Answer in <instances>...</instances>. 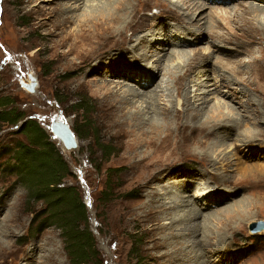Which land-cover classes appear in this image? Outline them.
Returning <instances> with one entry per match:
<instances>
[{
  "label": "rangeland",
  "instance_id": "rangeland-1",
  "mask_svg": "<svg viewBox=\"0 0 264 264\" xmlns=\"http://www.w3.org/2000/svg\"><path fill=\"white\" fill-rule=\"evenodd\" d=\"M58 1L0 0V112L5 113L11 110L22 115L19 121L15 123L7 119H0V242L6 244L0 254V264H74L60 224L54 221H44L48 216V212H46L48 201L46 202L45 198L40 196L41 192H36L39 185L37 183L31 184L30 177L25 170L20 169L19 171V168H14V165L21 167L22 163L19 162L18 158H20L21 152H25L24 146H32L33 149L42 151L47 141L51 142L54 145L53 147L56 148L57 152L53 150V158H57L58 153L67 164V169H65L64 173L62 171V175H60L59 179H56L57 182H55L54 186L72 188L73 191L79 194L85 204L87 221L82 220L76 225L82 231H86L89 228L96 240L94 255L88 257V260L84 262L85 264H195L197 262L196 251L198 247L204 245L203 232L208 228L214 231L215 237L205 247L206 251L204 253L206 259H208V264H264V228L258 232L251 230L253 223L264 222V175L252 172L251 174H246L247 177L240 178L242 173L236 170L233 171L231 167L229 170H225L219 164L213 165L211 167L212 171H210L211 165L203 161V157L206 156L201 151L204 148H199V146L193 144L190 151L184 154H162L160 157L164 156V160L170 165H176L177 167L175 166L168 176H162L158 181L152 182L151 186L144 187L143 183L135 179L130 173V162L123 158L124 155L129 153L128 148L122 146L116 137L105 133L102 119L99 116L100 99L97 97L99 93H96L95 82L93 81L98 83L99 80L110 79V76L93 73L87 76L84 75L83 78L86 82L82 86H78L77 77H82L83 71H78L73 67L59 66L56 56L44 49L45 45L49 44L45 32L46 27L39 28L37 24L39 20H44L41 12L47 14L58 10ZM179 1L169 0V3H166V0H163L166 3L165 6L170 8H173V4ZM206 1H208V6L205 7L203 12L207 15L211 12L216 15L217 12H220L218 14L220 16L224 14L222 17L226 21L222 22L223 24L218 31L221 32L220 36L223 40L227 41L225 38L231 39L230 42H222L221 45H218L219 51L216 52L215 56H213L215 58H212L211 61L213 64L211 63L210 73H208L210 75L209 81L211 83L214 80L213 87L222 92H227L226 94L224 93L227 96L225 100L236 99L235 103L233 102L232 104L235 105L237 113H241L244 123L248 122L254 126L251 127L252 135L256 139L254 138V141L251 140L248 147L246 143L244 146L239 145L240 148H238L241 153L242 164L264 165V63H261L256 74L252 75L248 72L249 67L245 65V62L243 65L240 63L243 71L240 67L233 72L231 70L233 68L230 69L232 63H220L215 60L217 57L223 59L234 58L233 54L229 55L236 49L232 41L237 43L244 42L248 38V32L243 30L245 26L242 22L241 9L239 7L244 10L245 5L261 2V4L263 3V8H261L264 9V0ZM230 5L232 6L231 9ZM234 9H240L238 10L239 14H235L234 19L229 20L224 12ZM159 11L158 7L152 6L147 13L149 16H153L158 14ZM158 21L159 23L154 26L156 31L161 25L160 19ZM164 21L171 25L179 26L174 20L164 18ZM233 25H237V27H233ZM188 36L191 35L188 34ZM180 40L179 38H173L172 42L178 44L181 42ZM208 41L209 37L206 33V35H202L201 40H198V42L193 39L192 44L187 46V48L186 46H175L178 49L185 48L190 51L198 48L201 51L202 48H206ZM168 45L162 43L160 48L161 46L162 48L165 46L169 47ZM162 48H156L159 54L166 52ZM261 48L263 51H261ZM243 49L244 53L235 57V60L242 59V61H246L249 58L251 59V56L259 58V55H261L264 62V42L261 45H244ZM251 49L257 50L250 53ZM158 57L161 59L163 56L159 55ZM235 60H231V62ZM177 61V59L174 61V65H176ZM129 63L131 62L127 64ZM148 64H150V61ZM202 66L204 67V64H198L194 68L195 72L197 71L196 74L200 75L199 79L203 78L204 71L207 69ZM221 73L226 74V76H232L234 80L238 79L240 82L232 84L231 87L226 84L227 81L223 77H219ZM30 75L35 77L34 82L37 84L34 92L27 90L22 85V81L30 82ZM134 78L136 81L140 80V76ZM121 80L129 84L135 83V81ZM158 80L159 77L156 78L155 82ZM236 86L246 89L247 92L244 98L253 96V104H256H248L249 106H245L243 103L240 104L241 102L239 103V101L241 100L240 95L237 93L238 90L234 91L235 89H232ZM221 91L210 96L211 99L207 103L208 108L215 104L216 100H224L225 97L223 98ZM233 91L237 94L236 96L232 94L230 96ZM162 102V105L164 103L167 104L165 99ZM83 106L86 107L87 112L80 109ZM218 113L226 114L227 109H224L223 112L218 111L210 114L218 118ZM29 118L40 124L42 131L45 133L43 134L45 137L44 143L39 144L42 141H40V137L37 138L39 141H33L21 132L22 123ZM58 118L66 119L76 135L77 147L70 149L71 151L67 153L62 150L61 142L57 141L51 133V123ZM244 125H239L240 129L237 131L239 134L245 129ZM82 126L85 129L82 130ZM220 132L223 134V130ZM237 132L232 135V132L225 131V134L228 133L230 136L227 139L229 141H227V146L228 144L230 145L233 138H236V140L240 138ZM241 138L246 140L249 137L244 135ZM33 142L37 145H32L34 144ZM100 143L108 145L107 151H113V154L110 156H107L106 153L103 154L101 147L97 145ZM250 149L253 150V155L248 157L250 151L246 152V150ZM225 151L230 152L228 148L222 147L219 151H216L214 157L216 158L221 153L225 154ZM24 156L29 159L26 153ZM36 166L39 167L40 165L37 164ZM203 167H207L209 171L207 174L204 172L202 179H198L195 174ZM210 172H213L214 175ZM192 175H195L192 179L196 180H193L194 182L189 186V193L191 195L194 193V196L192 195L189 198L195 201L197 206L199 205L198 208L201 207V212L203 213V216L192 221H200L201 229L198 230L199 232L190 231L187 234L191 242L187 245V252L184 251L183 255L185 261L188 258L187 261L169 262V257L176 253V247L172 246L170 242H175L178 237H174L176 239L167 238V231L162 228L154 231L148 230L144 216L140 213H143L145 202L153 196L152 190L157 188L156 196L158 201L167 203L170 200L168 196L174 193L180 195L183 193V182L181 183V180L179 181L178 179L182 177L190 179ZM223 176L225 179L232 180L233 183L221 185L219 181L214 180V178L219 179ZM207 181L214 190L222 192L237 188V195L231 198L224 197L212 206L206 205L205 208L211 207L210 209H203L204 204L209 201L196 197L195 190L196 188H201L202 185H206L204 183L208 184ZM106 185H109V188L104 196V191L107 189ZM242 197H248L247 201L249 203L256 202L258 204L256 209L255 207L251 208L250 213L255 216L250 218L249 222L245 221L238 225L237 219L212 218L213 222L209 223L206 221L205 218L224 213V207L222 206H230L237 198ZM186 199L188 198L186 197ZM123 208L133 218L124 221V216L122 215L121 218L120 215L122 211L125 213ZM184 208H187V206ZM39 213H42L41 216ZM164 217H166L165 214H162L161 218L163 219ZM179 220L177 222L190 223L188 217L179 218ZM168 221L167 218L164 221L161 220L162 224ZM191 235L193 236L191 237ZM153 238L163 241L160 248L153 249L151 247L154 242ZM194 239L196 240L194 241ZM216 240L219 244H217ZM199 241H202V243H199ZM25 251L28 253V258L27 260H22ZM159 252L164 253V258L156 257ZM207 263L206 261L204 262V264ZM197 264H200V262H197Z\"/></svg>",
  "mask_w": 264,
  "mask_h": 264
},
{
  "label": "bare ground",
  "instance_id": "bare-ground-1",
  "mask_svg": "<svg viewBox=\"0 0 264 264\" xmlns=\"http://www.w3.org/2000/svg\"><path fill=\"white\" fill-rule=\"evenodd\" d=\"M167 2L169 3V0H166ZM207 2L206 0H180L173 4V8H170L165 6L166 3L163 0H59L57 11L47 14L41 12L44 20H39L37 27H46L45 32L49 42L44 49L56 56L59 66L73 67L78 71H83L82 77H77L78 86H82L86 82L83 78L84 75L93 73L110 76V79H102L98 83L93 81L95 82V91L99 93L97 96L100 99L99 116L102 119L105 133L116 137L122 146L128 148L129 153L125 151L128 154L124 155L123 158L130 162V173L135 179L143 183L144 187L151 186L152 182L158 181L162 176H168L175 168L176 165H170L163 159L164 156L160 157L162 154H184L190 151L193 144L199 148H204L201 151L206 156L203 157V161L211 165L210 171H212L213 165L219 164L225 170H229L231 167L233 171L242 173L240 178H245L247 177L246 174L252 172L264 175V165L242 164L241 153L238 150L240 146H244L246 143L248 147L250 141L256 139L252 135L251 127L254 126L248 122H243V116L240 115L241 113H237L235 105L232 104L235 103L236 99L225 100L227 97L224 95L225 92L213 87L214 80L211 83L209 81L210 75L208 73H210L212 58L219 51L218 45H221L222 42H230L231 39L225 38L227 41L223 40L220 36L221 32L218 31L223 24L222 22L226 21L222 17L224 14L220 16L218 15L220 12H217V15L211 12L207 15L203 12L208 6ZM152 6L158 7L160 11L156 15L153 13V16H149L147 11ZM231 7L230 5V9ZM244 7V10L239 7L241 9L239 12L245 26L243 30L248 32V38L244 42L232 41L236 49L229 54L230 56L233 54L237 57L243 54L244 45H261L264 42L263 3L249 4ZM238 10H224L225 16L227 15L226 18L234 19L235 14H239ZM46 18L47 20H45ZM164 18L176 21L179 26L165 22ZM158 19H160L161 25L156 31L154 26L159 23ZM203 19L205 20L203 21ZM233 27H237V25H233ZM206 33L209 37L208 45L206 44V48L201 46V51L198 48H192L193 50L189 51L181 47L178 49L175 46L180 45L187 48L192 44L193 39L198 42ZM172 37L181 39V42L173 43ZM162 43L169 44V47L162 48L161 46L162 50H166V52L159 54L156 48L161 49ZM254 50L257 49H251L250 53H253ZM261 51H263L262 48ZM158 54L163 57L160 59ZM234 58L217 57L215 60L220 63H232L230 69L233 68L231 69L233 72L245 62V65L249 67L248 72L252 75H255L258 66L264 63L261 55L259 58L251 56V59L246 61L235 60ZM176 59L178 61L174 65ZM231 60L235 61L231 62ZM149 61L150 64H148ZM128 62L131 63L127 64ZM246 62L248 63L246 64ZM198 64H204L202 67L207 68L201 79H199L200 75L196 74L197 71L194 70ZM131 75L140 76V80H134L135 78ZM157 77L159 80L155 82ZM219 77H223L227 81L226 84L231 87L232 84L240 82V80H234V77L226 76L224 73H221ZM121 79L128 82L135 81V83H125ZM232 89L239 91L237 93L240 95V104L243 103L245 106L253 104V96L244 98L246 89L237 86ZM219 91L223 94V98L225 97L224 100H216L215 104L208 108L207 103L211 99L210 96ZM234 91L230 93V96L231 94L237 95ZM163 99L167 101V104L162 105ZM224 109H227V113H218V118L210 114L218 111L223 112ZM244 110L246 112L245 108ZM242 124H245V129L239 134L237 131L240 129L239 125ZM221 130H223V134L220 132ZM225 131L232 132V135L237 132L240 138L237 140L233 138L230 145L227 146L229 142L227 139L230 136L228 133L225 134ZM244 135L249 138L242 139L241 136ZM222 147L228 148L230 152L225 151V154L221 153L215 158L214 154ZM61 148L66 153L71 151L66 149L64 145ZM249 151L251 155L249 154L248 157L253 155V150H246V152ZM208 171L207 167H203L195 175L198 176V179H202L204 172L207 174ZM210 173L213 174V172ZM195 175H192L190 179L187 177L179 178L178 180L183 182V193L181 195L174 193L168 196L171 201L168 199L167 203L158 201L157 188L152 190L153 196L145 202L143 213H140L144 216L148 230L154 231L162 228L167 231V238L176 239L174 237H178L175 242H170L172 246L176 247V253L173 256L170 255L169 262L185 261L184 251H186L187 245L191 243L187 234L190 231L199 232L198 230L201 229L200 221H192L203 216L201 207L198 208L199 205L197 206L196 202L189 198L194 196V193L192 195L189 193V186L194 182L193 180H196L192 179ZM214 180L219 181L221 185L233 183L232 180L225 179L224 176L219 179L214 178ZM204 184L206 185L196 188L195 196L209 201L204 204L203 208L207 210L211 207L205 208L206 205L212 206L224 197L231 198L238 192L237 188L222 192L214 190L209 182ZM225 193H227L226 196ZM248 199V197L237 198L230 206H222L225 212L221 215L218 213L217 216L212 215V217L205 219L209 223L214 221L212 218L237 219L238 225L245 221L249 222L250 218L255 216L250 213L251 208L255 207L256 209L258 204L256 202L249 203ZM186 206L187 208H184ZM181 209H183L182 212H180ZM125 213L122 211L120 214L121 218L122 215L124 216V221L133 218L126 209ZM162 214L166 216L163 219L161 218ZM186 217L189 218L190 223L177 222L179 218ZM166 218L169 221L162 224L161 220L164 221ZM200 235L202 234L200 233ZM200 237L202 238V236ZM213 238H215L214 231L211 228L203 232L204 245L198 247L196 251L197 262L200 264H204L205 261L207 263L208 259L204 253L205 247L212 242ZM152 240H154L151 245L153 249L162 246L163 241L154 238ZM5 247L6 244L0 242V254ZM163 255L164 253L159 252L156 257L161 259ZM27 258L28 253L25 251L22 260H27Z\"/></svg>",
  "mask_w": 264,
  "mask_h": 264
},
{
  "label": "trees",
  "instance_id": "trees-1",
  "mask_svg": "<svg viewBox=\"0 0 264 264\" xmlns=\"http://www.w3.org/2000/svg\"><path fill=\"white\" fill-rule=\"evenodd\" d=\"M83 109L87 112L86 107ZM22 115L18 112H12L11 110L5 113L0 112L1 120H9L13 123L18 122ZM87 121V120H86ZM85 127L82 126V130ZM24 135L32 139L33 141H39L37 138L40 137V143H44V131H42L39 123L34 121L32 118L25 120L20 128ZM43 132V133H42ZM36 135V136H35ZM36 137V138H35ZM34 143V142H33ZM42 151L33 149L32 146H24L25 152H21L19 162H21V167L14 165V168L23 169L26 174L30 177L31 184L37 183L39 187L36 192H41L40 196L45 198L48 203L47 211L48 216L44 221H54L60 224V228L63 230L68 247L69 253L72 257L74 264H85L84 262L88 260V257L94 255V248L96 247V240L93 232L87 228L86 231L80 230L76 224L80 223L82 220L87 221V212L85 204L82 202L79 194L73 191L72 188H59L55 187L56 179H59L60 175L67 169V164L63 161L60 154L57 153V158H53V150L56 151L51 142H46ZM36 146L37 144H32ZM102 149L103 154L110 156L113 151H107L108 145L97 144ZM57 152V151H56ZM108 152V153H107ZM26 153L27 159L24 154ZM23 155V156H22ZM40 165L37 167L36 165ZM18 172V171H17ZM106 190L104 191V196L109 188L106 185ZM47 199V200H46ZM45 212V213H46ZM42 213H39L41 216Z\"/></svg>",
  "mask_w": 264,
  "mask_h": 264
},
{
  "label": "water",
  "instance_id": "water-1",
  "mask_svg": "<svg viewBox=\"0 0 264 264\" xmlns=\"http://www.w3.org/2000/svg\"><path fill=\"white\" fill-rule=\"evenodd\" d=\"M30 82H24L22 81V85L29 91L34 92L36 88V82L35 77L32 75L29 76ZM33 81V82H31ZM51 133L53 134L54 138H56L58 141L62 143V145L65 146L66 149H75L77 147V140L76 135L73 132L72 128L70 127V124L67 122L66 119L58 118L54 121H52L51 126ZM264 228V222L258 221L251 225V230L253 232H258L263 230Z\"/></svg>",
  "mask_w": 264,
  "mask_h": 264
}]
</instances>
